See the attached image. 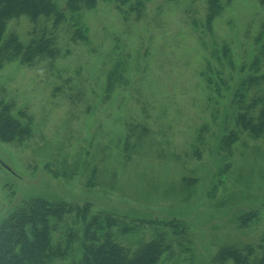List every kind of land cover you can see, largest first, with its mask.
<instances>
[{
    "label": "rangeland",
    "instance_id": "rangeland-1",
    "mask_svg": "<svg viewBox=\"0 0 264 264\" xmlns=\"http://www.w3.org/2000/svg\"><path fill=\"white\" fill-rule=\"evenodd\" d=\"M224 4L209 28L204 0H149L140 20L100 1L82 16L88 41L72 39L67 19L57 56L5 59L0 110L30 130L18 142L0 135V212L33 197L86 206L115 216L117 242L133 249L164 236L171 246L159 264L264 254V138L240 129L232 106L264 5ZM3 25L4 38L33 37L26 14ZM66 223L57 221V240Z\"/></svg>",
    "mask_w": 264,
    "mask_h": 264
},
{
    "label": "trees",
    "instance_id": "trees-1",
    "mask_svg": "<svg viewBox=\"0 0 264 264\" xmlns=\"http://www.w3.org/2000/svg\"><path fill=\"white\" fill-rule=\"evenodd\" d=\"M100 1L114 3L125 18L135 15V19L140 20L149 0H0V66L7 58H21L22 62L29 63L42 56H57L59 47L55 32L67 19L74 27L72 39L88 41V27L82 16L85 11L94 10ZM204 1L205 25L210 28L225 4L224 0ZM259 1L264 5V0ZM21 14H26L35 25L28 43H22L14 34L3 37L4 21ZM43 22H51V25ZM255 42L256 52L251 63L240 66L238 71L241 83L233 91L232 106L237 126L254 137L264 138V22ZM225 48L221 57L227 56ZM220 84H223L222 80H217L215 86ZM215 89L220 90L219 87ZM23 125L12 115L8 105L0 110L3 140L21 141L30 130L29 125ZM235 137L234 133L227 136L228 143H232ZM226 146L229 149V145ZM7 212H0V264H159L171 246L162 236L133 249L117 242L113 229L119 221L115 216L92 214L86 206L78 210L75 207L68 209L65 204L46 197L22 200ZM70 215L75 216L72 219ZM253 216L254 212H249L242 220L246 223ZM59 219H66L67 223L65 236L57 240L53 232ZM245 249L228 251L237 264H264V254L252 258L249 254L252 247Z\"/></svg>",
    "mask_w": 264,
    "mask_h": 264
}]
</instances>
